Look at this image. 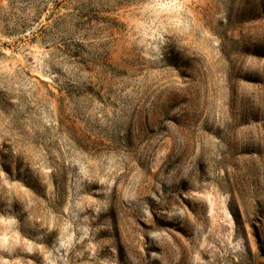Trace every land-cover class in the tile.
Returning a JSON list of instances; mask_svg holds the SVG:
<instances>
[{
    "label": "rangeland",
    "instance_id": "1",
    "mask_svg": "<svg viewBox=\"0 0 264 264\" xmlns=\"http://www.w3.org/2000/svg\"><path fill=\"white\" fill-rule=\"evenodd\" d=\"M0 264H264V0H0Z\"/></svg>",
    "mask_w": 264,
    "mask_h": 264
}]
</instances>
